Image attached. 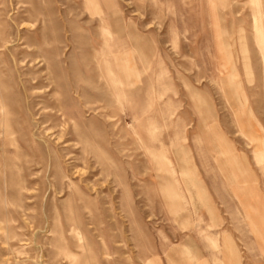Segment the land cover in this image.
<instances>
[{"label":"rangeland","instance_id":"374dc122","mask_svg":"<svg viewBox=\"0 0 264 264\" xmlns=\"http://www.w3.org/2000/svg\"><path fill=\"white\" fill-rule=\"evenodd\" d=\"M93 1L0 0V264H264V0Z\"/></svg>","mask_w":264,"mask_h":264},{"label":"bare ground","instance_id":"6f19581e","mask_svg":"<svg viewBox=\"0 0 264 264\" xmlns=\"http://www.w3.org/2000/svg\"><path fill=\"white\" fill-rule=\"evenodd\" d=\"M93 1V0H92ZM92 3H94V1L92 2ZM99 3V2H98ZM98 3H97V1L92 5V7H96L95 9H99L98 7H99V5H98ZM108 33V32H107Z\"/></svg>","mask_w":264,"mask_h":264}]
</instances>
